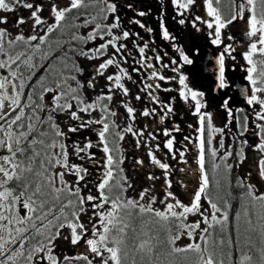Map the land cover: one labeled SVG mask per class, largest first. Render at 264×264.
Wrapping results in <instances>:
<instances>
[{"label": "snow or ice", "instance_id": "6c2138e0", "mask_svg": "<svg viewBox=\"0 0 264 264\" xmlns=\"http://www.w3.org/2000/svg\"><path fill=\"white\" fill-rule=\"evenodd\" d=\"M223 2L202 0L211 19L197 15L190 21L197 31L198 23L212 30L213 45L223 44L216 61L218 89L229 87L226 56L236 59V48L223 43L222 30L237 21L245 25L247 47L241 55L248 84L242 94L248 107L234 109L231 97L224 99L221 107L227 122L216 127L212 114L203 111L205 93L190 87L181 72L193 60L174 46L180 60L170 58L171 71L179 75L162 74L153 58L162 68L169 64L158 53L146 54L148 41L142 46L133 41L139 59L129 67L138 75L147 72L134 99L160 105L162 114L150 106L137 113L128 99L126 82L133 78L124 66L130 58L125 41L133 35L143 38L122 27L114 0H0V13L29 11L27 18H15V34L7 27L9 16L0 15V264H264V191L250 182L252 172L236 177L234 184L229 178L233 168L247 160L245 149L250 147L257 153L258 180L264 181V0H228L227 15ZM171 4L182 17L178 23L184 25L185 13L196 0H171ZM146 14L137 12L141 17ZM130 23L146 27L138 19ZM26 24L27 35L21 28ZM160 27L165 40L175 39L163 22ZM227 39L235 40L231 35ZM81 60L93 62L86 79H81L85 75ZM99 79L106 83L92 98L88 90L96 91ZM177 79L179 97L197 118L195 127L188 125L195 137L185 135L181 150L175 147L173 133L182 129L165 128L163 148L165 155L178 157L185 165L189 145L195 149L198 186L188 203L172 190V166L156 155L162 150L156 130L135 126L137 115L158 116L161 122L174 115L176 97L161 104L155 93L161 88L157 81ZM117 96L126 112L123 127L116 123L118 113L111 107ZM233 123L238 150L233 144L225 147V129ZM84 130L94 133L95 141L86 137L69 146L70 134ZM249 132L256 137L251 144L244 138ZM128 134L137 150L147 149L149 164L162 170V197L153 194L160 177L151 171L146 179L153 183L138 196L128 195L135 191L124 168L128 157L122 142ZM217 134L218 147L213 143ZM230 158L234 163H228ZM134 166L143 168L145 161L135 158ZM221 172L224 178L218 179ZM236 189L238 194L233 195ZM158 202L162 207H156ZM61 239L83 250L75 255L59 253ZM183 239L188 242L180 245Z\"/></svg>", "mask_w": 264, "mask_h": 264}, {"label": "flooded vegetation", "instance_id": "af4514ba", "mask_svg": "<svg viewBox=\"0 0 264 264\" xmlns=\"http://www.w3.org/2000/svg\"><path fill=\"white\" fill-rule=\"evenodd\" d=\"M114 2L117 4L118 7L117 14L121 18L122 27L130 31L131 33H139V36L143 38L142 40H137L135 35H133L131 39L125 41L128 46L130 58L128 60V64L124 66L128 67V70L133 78L132 81L126 82V86L130 89V96L128 97V99L130 100L131 105L137 109V113L142 111L145 106H150L157 108V111L162 114V109L160 105L154 104L148 101L147 99H143L141 101H137L134 99L135 95L140 91V87H142L140 81L142 79H145L147 72L142 70L144 71V74L138 75L137 73L132 72L131 67H129V65H133L134 60L139 59L138 51L134 47L133 41L140 44L141 46L144 41H148L150 43V50H147L146 54L148 56L154 57V54L158 53L163 57V63L169 64V68H162L160 67L159 63H157V61H155V59L153 58L151 62L155 64L157 68H159L162 74H166L167 76L179 75L171 71L172 66L170 64V58H175L178 61L180 60L179 53L175 50L174 46L182 48L185 54H187L193 60V63L191 65H184L181 68V72L188 77L187 83L190 87L195 90L203 91L205 93L204 101L206 102L207 106L205 109H203V111H207L212 114L213 123L216 127H224L225 123L227 122V114L221 107L223 100L228 97H231V100L229 102L230 107L234 109L242 108L240 105H238V101L234 98L236 80H240L248 84V82L245 80V76L247 73L246 71H244V68L247 67V64L241 55V53L246 50V46L244 45L243 48L237 47V44L240 43L242 39H245L247 44V39L244 36V23L242 21H237L229 25L227 29L222 30L223 43H231L236 48V51L233 53L236 59L232 60L226 56L225 76L229 87L226 89H218L216 87L218 73L208 74L209 71L207 72L206 67H201L200 54L205 47H209L212 63H215L218 55L221 51H223V44L217 46L211 43V37L209 36V32H211L212 30L207 29L206 25L198 23V26L201 30L197 31L192 27V24L190 23L194 16L197 15L205 17L207 19H211L210 17H207L206 6L203 5L202 0H196V5L191 7V10L185 13L184 18L186 19V23L184 25L178 23V20L182 17H180L174 10V6L171 4V0H114ZM227 3L228 0H224V2L221 4V8L223 9L225 15H227L228 13ZM129 5H131L132 7L129 8ZM139 11H144L147 14L143 17L138 16L137 12ZM45 12H47V10H45ZM0 15L9 16V24L7 25V27L9 31L15 34L17 31L15 26V18L18 16H24L25 18H27V16L29 15V11L26 9H20L14 13H0ZM161 18L163 19L161 20ZM133 19L140 20L141 23H143L146 27L141 28L134 23H130V21H132ZM108 22L111 23V20ZM161 22L164 23L170 35L175 39L165 40L163 38L162 29L160 27ZM24 27L25 25L21 26L23 31ZM147 28H151L152 32L149 33L147 31ZM229 35L233 36L235 40H228L227 37ZM165 53H167V55H164ZM80 63L81 66L85 68V75L81 79H86L89 73L92 71L91 65L93 62L81 60ZM213 65L214 64L210 65L209 68H212ZM112 71H114V69L109 70L110 73ZM133 81H135V83H133ZM157 82L161 84V88L156 90L155 94L158 96V99L161 104H166L171 100L172 97H176V100L173 102L174 115H172L171 117H166L163 122L160 121L158 116L155 118H144L137 115L135 126L137 128H143L144 125H147L148 132L156 130L155 134H157L158 142L160 143L162 149L161 151H157L156 155L162 161L167 162L172 166V190L177 194V196H179L180 199H182L188 196L190 187L188 186L187 189L182 188L180 187L179 182L183 181L185 184H187L186 179L192 178V181H194L196 180V176L198 175V172L195 171V169L197 168L195 160V149H193L192 146L189 145L190 150L185 154V158L188 161L187 165H185L182 161H179L178 157L176 160H173L170 155H165L167 150L163 148V143L166 138L163 136L162 133L165 128L171 129L174 125H179L182 131L180 133H173V135H175L177 141L175 147L183 150L182 144L180 142L183 140V137L185 135H192L193 137H195V132L193 131V129L189 128L188 125L191 124L195 127L197 118L192 114V110L190 109L189 104L184 102L182 98L179 97L178 89L181 86L178 83V79L176 81L166 80ZM105 83V80L99 79L96 91H92L91 89H89L88 95L91 96L95 93L97 94L100 89L104 88ZM164 89H170V91H165ZM221 90H223V94L219 99H217ZM120 99L121 96L115 97L111 107L118 113L117 117H115L116 123L123 127L125 126L127 121L126 112L120 106L119 103ZM66 130L67 129L65 128V131ZM236 134L237 128L233 123V125L225 129L224 140L227 146L229 144H233V147L238 150L239 145L233 143V138ZM145 135L147 136V133ZM70 136L71 138L67 140L69 146H71L74 141H84L86 137L92 139L93 141H95L96 139L95 134L90 133L87 130H84L81 133L77 134H70ZM244 138H247L250 144L256 141V137L252 136L251 132L247 133ZM219 139L220 136L217 134L215 138L216 144H218ZM122 146L125 150V155L128 157L125 162H127L128 160L132 161L130 166H134L135 158H140L145 161V167H135L139 180L149 186V184L153 182L147 181L146 176L147 173L151 171L153 174L160 177L159 180L154 182V190H156V192L163 193L164 177L162 176V170L155 168L154 166H151L149 164L148 157L146 154L147 149L141 147L139 150H137L135 147L134 138L131 136V134H128L126 136L125 141L122 142ZM69 149L71 152V147ZM245 151L247 154V160L239 168L234 167L232 170L233 174L235 175V177H246V174L243 171V166L245 168V163L248 161L249 158L251 164L254 166L251 172L253 173V176L256 180V182L252 183H256L257 187L260 188V184H263L264 181L258 180V177L256 175L255 164L257 160V153L252 151V149L250 154H248V151L246 149ZM100 155L102 154L97 151V156ZM73 160L74 162L79 163V161H76L74 157ZM180 168H185L186 171L180 172ZM188 169H191L192 171H187Z\"/></svg>", "mask_w": 264, "mask_h": 264}, {"label": "rangeland", "instance_id": "374dc122", "mask_svg": "<svg viewBox=\"0 0 264 264\" xmlns=\"http://www.w3.org/2000/svg\"><path fill=\"white\" fill-rule=\"evenodd\" d=\"M45 3H47V0H44ZM44 15L46 16L47 15V12L44 13ZM110 21V20H109ZM24 33L27 35V34H30V31H29V26L26 24L25 27H24ZM244 45L247 47V44H246V40L245 39H242L240 41V43L237 44V47H244ZM99 92V91H98ZM96 95V93L94 95H91L90 97L94 98ZM7 110V109H5ZM60 120H63V117L60 118ZM59 122V121H58ZM62 127H64V125L62 124L61 125ZM213 143L218 147V144L215 143V140L213 141ZM225 147H227V145L225 144ZM70 148V147H69ZM246 150L248 151V154L251 153V148H246ZM70 151V149H69ZM132 161L128 160L127 162H125L124 164V168L128 174V176L130 177V179L132 180L133 184L135 185V191H130L128 193V195H131V196H138V193L139 191L143 188V187H146L147 184L146 183H142L139 178H138V175L136 173V168L135 166H130ZM234 161L230 158L228 163H233ZM254 168V166L251 164L250 162V159L248 158V161L245 163V168L243 166V171L244 173L247 174L249 172H251V170ZM196 176V174H195ZM69 181H71L73 178L71 176H68L66 177ZM197 181H198V175L196 176V180L192 181V178H189V179H186V182H187V185L190 187L189 189V193H188V196L187 197H184L182 198L181 200H183L185 203H188L189 202V199H190V195H191V192H192V189H194L195 187H197ZM250 182H256L254 176L252 175L250 177ZM260 191H264V183L263 184H260ZM153 194L156 195L157 197H162L163 196V193H160V192H156V190L153 191ZM156 207H162L159 202L157 203ZM82 219L86 220L87 218L86 217H82ZM187 239H183L180 241L181 244L183 243H187ZM58 244V248H57V251L59 253H62V254H68V255H75L76 253L82 251L83 249L82 248H73V246L70 245V243H68L67 241H64L63 239L59 240L57 242Z\"/></svg>", "mask_w": 264, "mask_h": 264}, {"label": "water", "instance_id": "95a60500", "mask_svg": "<svg viewBox=\"0 0 264 264\" xmlns=\"http://www.w3.org/2000/svg\"><path fill=\"white\" fill-rule=\"evenodd\" d=\"M210 48L209 47H205L203 49V51L200 54V65L201 67H206V70L208 72V74H215L218 73V65H217V60L215 61V63H212V58L210 55ZM213 65L212 68H209L210 65ZM247 85V83L240 81V80H236V89H235V93H234V98L238 101V105H240L242 108H247L248 106L246 105V101L245 98L242 94V89ZM223 94V90H221L219 97L217 99H219Z\"/></svg>", "mask_w": 264, "mask_h": 264}, {"label": "trees", "instance_id": "16d2710c", "mask_svg": "<svg viewBox=\"0 0 264 264\" xmlns=\"http://www.w3.org/2000/svg\"><path fill=\"white\" fill-rule=\"evenodd\" d=\"M209 171H210V168H209ZM210 178H211V171H210ZM217 178L218 179H223L224 178V173L223 172H221V173H219L218 174V176H217ZM231 180H232V182H233V184L235 183V179H236V177H235V175L233 174V171H232V173H231V177H229ZM238 189H236V190H234L233 191V195H237L238 194ZM237 207H238V205H237ZM179 244L180 245H183V244H185V243H183V244H181L180 242H179Z\"/></svg>", "mask_w": 264, "mask_h": 264}]
</instances>
